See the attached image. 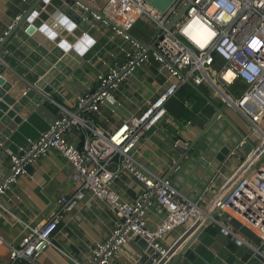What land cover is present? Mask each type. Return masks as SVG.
Segmentation results:
<instances>
[{
    "label": "built area",
    "instance_id": "1",
    "mask_svg": "<svg viewBox=\"0 0 264 264\" xmlns=\"http://www.w3.org/2000/svg\"><path fill=\"white\" fill-rule=\"evenodd\" d=\"M187 4L186 11L177 18ZM82 7L91 10L94 21L111 30V41L120 37L121 42L108 54L115 63L99 73V88L78 96L72 108L56 103L61 118L10 154V173L0 182V209L8 190L51 149L60 151L70 163V178L78 188L74 194L58 198L48 221L33 227L26 224L29 232L11 247L9 264H35L52 246L64 213L87 194L107 202L116 211L117 220L107 239L92 249L89 260L79 264H113L114 256L129 248L137 236L157 256H149V263L141 262L139 254L131 264H169L179 251L182 236L173 244L166 242V236L177 228H184L185 232L198 228L207 219L213 223L211 214L217 209L252 229L264 246V0H171L165 8L150 0H105L95 8ZM20 17L14 19L4 37ZM139 22L153 29L149 41L133 34ZM97 58L108 65L103 55ZM121 59L125 61L120 63ZM151 60L159 63L167 79L141 113L124 118L113 130L95 126L85 117L87 113L100 112L114 91ZM188 81L215 89L225 107L236 108L250 120L252 135L256 137L248 135L240 140L233 153L245 156V160L233 173L224 176L222 172L223 181L212 183L196 202L136 158L145 135L167 120L168 100L176 97ZM73 128L86 131L81 147L67 138ZM249 140L258 144L246 152ZM188 144L176 140L173 146L179 149ZM123 172L140 184L134 203L124 201L113 189L114 180ZM154 205L164 217L150 227L146 218Z\"/></svg>",
    "mask_w": 264,
    "mask_h": 264
},
{
    "label": "crops",
    "instance_id": "2",
    "mask_svg": "<svg viewBox=\"0 0 264 264\" xmlns=\"http://www.w3.org/2000/svg\"><path fill=\"white\" fill-rule=\"evenodd\" d=\"M83 1L91 8L103 5L105 2V0ZM161 2L167 7L171 0H161ZM20 12L19 6L13 1L0 0V42ZM91 19L94 24L89 32L91 38L87 39V45L91 42L93 46L83 56L84 61L79 64L66 82L54 90L49 99H44L45 104L53 102L56 106V103H59L72 108L78 96L99 88V73L107 71L110 66L114 65L115 61L109 58L108 54L121 42V38L117 37L111 41V30L105 29L92 17ZM53 32L55 33V30ZM142 36L147 41L151 39L149 35L141 34ZM100 55L109 61L108 65H104L97 58ZM166 79V74L161 70L159 63L151 60L114 91L113 96L105 102L100 112L87 113L85 117L95 126L104 130H113L124 118L141 113L147 101L157 96L164 88ZM9 81L10 79H4L3 82L7 84ZM205 87L211 92L207 97L222 104L221 96L216 93L215 89ZM11 90H15L14 86ZM9 93V90L5 91L6 96ZM16 101L18 102V98ZM201 102L203 106L207 104L206 96H203V101L200 99L194 101L195 104ZM0 103L12 110V106L4 103L2 98H0ZM29 103L31 104L32 101ZM191 103V101L188 103L186 101V106H190V112L193 114L192 118L187 117L186 113L178 114V107L175 103L173 107L176 114L168 113L166 121L160 123L155 131H150L145 135L136 153L137 160L143 166L163 177L169 173L171 163L179 151L174 148V142L176 140L190 142L201 130L193 121L196 113L191 108ZM48 109L50 110L49 107ZM50 111L52 114H58ZM233 111L237 112L238 117ZM225 112L245 133V136L256 138L252 135V125L248 118L234 107H225ZM16 116H21V113L16 112ZM50 124L35 111L30 113L6 139V148L10 154L17 152L19 146L24 144L28 138H37L49 128ZM67 138L75 146L81 147L86 139V131L73 128L67 133ZM240 158L231 161L223 171L224 176L236 170L241 163ZM8 167H10V160ZM0 168L4 174L6 167L2 164ZM70 173L71 165L65 156L60 151L51 149L8 190L6 196L3 197V208L0 209V264L10 263L11 247L17 246L29 232L26 224L33 227L38 223L48 221L56 209L58 198L63 195L70 196L76 192L78 186L72 182ZM112 186L124 201L134 203L137 200L140 184L127 172H123L116 178ZM157 209V205H154L147 213V224L150 227H155L164 217ZM116 220V211L107 202L94 199L87 194L70 212L64 213L53 235L52 246L40 255L35 264H79L88 261L92 249L107 239ZM184 232V228H177L170 232L165 240L168 244H173ZM138 255L139 253L130 245L129 248H124L117 253L112 262L113 264H131V260L140 257ZM182 262L187 264L185 259Z\"/></svg>",
    "mask_w": 264,
    "mask_h": 264
},
{
    "label": "water",
    "instance_id": "3",
    "mask_svg": "<svg viewBox=\"0 0 264 264\" xmlns=\"http://www.w3.org/2000/svg\"><path fill=\"white\" fill-rule=\"evenodd\" d=\"M11 1L19 6L21 17L0 42V98L12 106L10 110L0 103V166L6 167L4 174L0 168V182L10 173L6 139L34 111L49 123L61 118L60 114L51 113L44 99H49L54 90L66 82L93 46L91 42L87 45V39L91 38L89 32L94 23L91 10L82 7L87 5L83 0ZM4 79L10 81L6 84ZM188 83L200 90L191 81ZM12 86L15 90H11ZM6 90L10 91L7 96ZM206 99L207 104L193 118L200 132L188 145L179 147L165 176L175 189L194 202L212 183L223 181L221 173L239 157L233 151L245 137L225 112V104L207 96ZM16 112L21 116H16ZM257 144L249 140L246 152ZM240 159L245 160V156ZM211 217L215 219L213 223L207 219L182 235L179 251L169 264H184L183 259L187 264H264V247L259 235L228 212L220 213L217 209ZM130 245L142 255L141 262L151 263L148 257L157 256L139 236L131 240Z\"/></svg>",
    "mask_w": 264,
    "mask_h": 264
},
{
    "label": "trees",
    "instance_id": "4",
    "mask_svg": "<svg viewBox=\"0 0 264 264\" xmlns=\"http://www.w3.org/2000/svg\"><path fill=\"white\" fill-rule=\"evenodd\" d=\"M160 3L163 7H161V5L159 4L158 7L160 8H165L163 2ZM133 34L135 36H140L139 32L137 31V25L135 26V28L133 29ZM200 90H196L191 84L186 83L183 84L180 89L178 90L177 96L173 97L171 99L168 100L166 106L168 108V113H172V114H176L173 104H177L178 107V114L179 113H186L187 117L192 118L193 114L192 112H190V106H186V101L188 103V101H191V108H193V111L195 113H197L202 107H203V103H194V101H197V99H200L203 101V96H210V89L205 87V86H199ZM194 103V104H193ZM46 105L50 108V110H52L54 113H58L59 108L58 106H56L54 103L52 102H48L46 103ZM196 115V114H195Z\"/></svg>",
    "mask_w": 264,
    "mask_h": 264
},
{
    "label": "rangeland",
    "instance_id": "5",
    "mask_svg": "<svg viewBox=\"0 0 264 264\" xmlns=\"http://www.w3.org/2000/svg\"><path fill=\"white\" fill-rule=\"evenodd\" d=\"M150 1H152V3L153 4H155V5H161V3H160V0H150ZM161 7H163L162 5H161ZM184 7V5H182V8ZM137 31L139 32V35L141 36V34H145V35H149V36H151L152 35V33H153V29H149V26H147L144 22H139L138 24H137ZM125 60L124 59H121V61H120V63H123ZM234 112V114L236 115V117H238V114H237V112H235V111H233Z\"/></svg>",
    "mask_w": 264,
    "mask_h": 264
},
{
    "label": "bare ground",
    "instance_id": "6",
    "mask_svg": "<svg viewBox=\"0 0 264 264\" xmlns=\"http://www.w3.org/2000/svg\"><path fill=\"white\" fill-rule=\"evenodd\" d=\"M200 29H201V28H200ZM201 30H202V29H201ZM201 30H199L198 32H200V33H201V32H202ZM198 34H199V33H198Z\"/></svg>",
    "mask_w": 264,
    "mask_h": 264
}]
</instances>
